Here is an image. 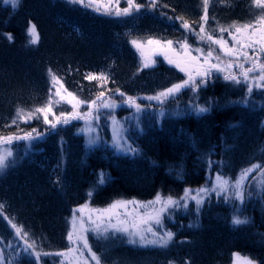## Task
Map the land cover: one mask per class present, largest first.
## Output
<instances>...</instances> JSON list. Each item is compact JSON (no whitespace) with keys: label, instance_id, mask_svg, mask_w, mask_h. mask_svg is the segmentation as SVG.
Listing matches in <instances>:
<instances>
[{"label":"trees","instance_id":"trees-1","mask_svg":"<svg viewBox=\"0 0 264 264\" xmlns=\"http://www.w3.org/2000/svg\"><path fill=\"white\" fill-rule=\"evenodd\" d=\"M102 1L94 5L100 11L68 0H20L16 8L0 2V136H23L32 129L41 134L32 141L2 146L12 148L14 163L0 172V203L5 216L23 225L28 242L34 240L37 251L67 250L73 210L81 206L103 209L117 200L148 202L158 193L179 199L185 189H191L192 195L196 189L209 187L218 174L233 185L242 170L264 166V89L254 87L248 94L246 84L226 81L225 72L212 69L207 84L195 92L182 89L163 103L147 99L187 76L159 57L155 64L143 67L131 40H172L177 46L175 42L187 37L193 49H204L200 56L192 52L203 62L208 43L200 42L174 19L180 15L190 23H202V0H159L155 10L141 9L119 17L104 14ZM137 2L147 4L148 0ZM126 6V0H120L119 7ZM262 11L252 0H215L210 2L205 28L222 36L229 47L239 48L227 31L220 33L218 28L227 29L234 22L237 26L253 23ZM31 24L39 34L36 43H30ZM193 27L199 32L198 23ZM232 32L243 42L241 34ZM214 45L213 57H220L221 67L232 62L230 71L239 74L235 65L243 63V58L227 56ZM244 50L252 54L250 49ZM211 62L218 61L213 58ZM50 68L64 88L82 100L95 99L101 90L105 97H120L116 89L138 99L139 111L124 107L116 111L125 144L138 152L125 154L111 145L105 108L96 124L97 142L91 146L82 133L83 119L69 117L67 124L52 128L39 114V119H18L16 125L6 127L17 107L26 116L29 110L47 104L52 87ZM101 72L109 76L102 88L98 86L102 82L85 79L88 73ZM197 105L210 111L197 115ZM78 110L87 112L88 107L82 105ZM61 112L72 110L64 103H54L53 113L59 116ZM48 118L55 123L52 113ZM101 172L110 180L96 186ZM262 176L260 169L248 178L243 203L235 198V188L230 185L228 191L207 193L199 209L190 202L187 207L168 210L160 226L174 237L166 248L131 244L120 233L98 240L91 231L86 234L89 244L102 264H231L235 256L264 264ZM57 177L60 183H55ZM89 190L93 191L91 197ZM237 213L248 217L249 223L233 225ZM13 235L14 229L0 216V237L6 243ZM15 243L23 245L24 240L16 238ZM5 255L11 258L14 252L5 249ZM60 262L61 257L42 256L39 264Z\"/></svg>","mask_w":264,"mask_h":264},{"label":"snow or ice","instance_id":"snow-or-ice-1","mask_svg":"<svg viewBox=\"0 0 264 264\" xmlns=\"http://www.w3.org/2000/svg\"><path fill=\"white\" fill-rule=\"evenodd\" d=\"M0 2L5 5H10L12 8H16L19 6L20 0H0ZM69 3L79 4L83 7H92L94 11H100L98 6L94 7L97 4L98 0H68ZM210 2H215V0H202V10L203 15L200 16V21L189 22L183 16L177 15L174 19L180 21V26L189 33H193L198 37L200 42H207L208 49L203 62H201L199 56L192 55V52L195 51L200 54H204V49L200 47H196L195 49L187 42V37L183 38L180 41H177L179 45V51L177 48L173 47L174 42L172 40H153L149 39L147 41L148 44L159 45V53L164 56L169 64L174 65L181 72H184L187 76V79L182 80L180 83L172 84L170 87H167L163 91L157 93L154 96H149L147 99L149 100H157L160 103H163L169 97H174L178 94L182 89L190 88L193 92H195L202 85H206L208 80L207 78L211 76V70L216 69L218 72H225L224 79L226 81H231L235 84L244 83L247 85V92L251 94L253 92V88L264 89V62H261L262 56H264V11H262L253 23H245L242 26H237L234 22L232 25L226 29L223 26L218 28L220 33L228 32L230 36H232L233 41L239 44V48L229 47L228 42L223 39L222 36L216 37L214 32L206 31L205 25L209 20V5ZM219 2H224V0H219ZM253 4L256 5L260 9H264V0H252ZM120 0H108L107 4L104 5L105 12L107 15H115V16H129L134 12L138 13L141 9L145 10H155L159 4V0H148L147 4L138 3L137 0H126V7H119ZM113 5L115 6L114 11L112 10ZM163 7H168L167 4H164ZM162 15H166L162 13ZM167 19L173 20V17L167 16ZM214 19V17H213ZM199 24V32L195 31L193 27L194 24ZM259 25V27H257ZM234 29L235 33L241 34L243 36V42L237 39L235 35H233L232 30ZM29 35L31 37L30 43H36L39 39V34L36 30V25L31 24L29 28ZM9 40H12V36L8 35ZM131 44L140 51L141 57H144V52L142 51V44L136 40H131ZM215 44L219 46V50L223 52L227 56L236 57L239 60L241 57L243 58V63H238L235 66L239 67V74L233 73L230 69L233 68V63L229 62L225 67H221V60L219 56L213 57L214 49H212L211 45ZM244 49H250L252 54L249 55L248 51ZM169 52H172L177 57L173 59L169 56ZM215 58L218 62L212 63V59ZM250 63V66L245 67L244 63ZM156 61L150 58H146L143 61V67H149L151 64H155ZM206 66V67H205ZM49 75L51 77L52 87L49 89V98L48 102L43 107H37L34 110H29L27 115L25 116V110L21 107H17L16 115L12 119L10 125H6V127H10L11 125H16L17 120H24L27 122L32 118L39 119V114H43V120L46 124H50L52 128H56L57 124L64 123L67 124L69 122V117L71 119H99V109H114L118 106V102L112 97H105V91L101 90L95 99L91 100H82L77 95L72 92L67 91L61 83V78L58 77L55 73H53L52 69H48ZM251 74V75H250ZM197 77L200 79L198 80ZM85 79L88 80H97L102 82L99 84V87H103V84L106 83L109 79V76L101 72L100 74H92L88 73L85 76ZM59 84V87L56 85ZM53 88H55V92L53 93ZM61 89L64 90L66 95L61 93ZM116 93L124 97L121 103H126L130 107H135L138 111L140 110V104L136 102V98L132 96H125V93L120 92L119 89H116ZM53 95L55 97H59V100L54 101ZM66 102L72 107V112L65 114L61 112L59 116H56L53 113V104ZM82 105H87L88 111L81 113L78 109ZM197 115H202L208 111H210L209 107L197 105L195 108ZM52 113L55 119V123L49 120V114ZM18 126V125H17ZM91 130V129H89ZM33 133H36L33 135ZM41 134L37 133L35 129H32L31 132L24 133L23 136L10 134L7 136H0V146L3 145H11L14 141L19 140H27L32 141L34 139L39 138ZM119 134L117 133L114 136L115 146L120 151H124L125 154L132 153L136 154L138 149L128 146L125 150L120 147ZM96 139H90L89 145L95 144ZM14 153L11 147H0V172L4 171L11 164L14 163ZM212 161L209 160V166H211ZM257 169H261L262 175H264V166L261 165H253L251 168L242 170L241 176L236 179L235 183L231 185L236 189L234 195L235 198L240 200L241 203L244 201V192H243V182L250 173L256 171ZM110 180V177L101 172L99 174V178L97 181V185H103ZM60 178L57 177L55 183H60ZM230 186V181L224 179L221 175L216 176V184L214 187L209 189L208 187H201L196 189V195L191 196V189H185L184 196L179 198V200L173 199L171 196L166 198H162V196L158 193L153 201H148L147 205H155L159 204V208H153L154 216H150L151 220H154L155 224L161 225L163 221V214L168 211L170 207L174 206H183L187 207L186 204L181 205V201L186 200L187 198H191L196 201L197 209H199L200 205L203 203V197L200 195L201 193L207 194L210 191H216L218 194L220 192L225 191ZM89 197L93 195V191L89 190ZM132 204L134 206H140L141 202L135 200H117L110 204L105 209H93L92 212L96 213L95 218L90 214L87 218V221L83 218V208L86 205L81 206L79 209L73 210V216L71 220V230L67 234V239L69 241V247L66 251H57L54 253L37 251L36 242L33 240L28 242V232L24 230L23 225H17L13 222L14 218H9L4 215L3 203H0V216H3L4 219L8 221V224L14 229L13 238L5 240L3 237H0V244H4V248H0V264H24V261L27 260L28 264H39L42 256H57L68 258L69 254H73L71 259H67V264H72L75 261V264H90L94 262V264H102L101 257L97 254L96 251H93L92 246L89 244L87 233L89 231L95 234V237L98 240H107L109 238L110 233L122 232L126 233L132 239H129V243L136 244L138 241L143 246L148 245H157L161 248L168 247L169 243L173 240L174 233L171 231H166L163 235L159 233V231H154L151 226H149L146 230H135L130 231L126 225V221L120 219L118 216L116 218V222L113 223V216L116 215L114 210L117 209H125L127 215H131V213H127V206ZM81 213L80 216H77V213ZM87 223V227L85 226ZM233 225H243L249 223L248 217H243L242 214L237 213L232 217ZM136 226L133 225V228ZM151 233L153 239H148L145 234ZM138 237V241L136 239ZM16 238L24 240L23 245H17L15 243ZM75 245V247H73ZM5 249H12L14 252L13 257L8 258L5 255ZM60 264H65V260H61ZM169 264H174L173 261H170ZM188 264V262H185ZM237 264H255L254 261L247 257H237Z\"/></svg>","mask_w":264,"mask_h":264},{"label":"rangeland","instance_id":"rangeland-1","mask_svg":"<svg viewBox=\"0 0 264 264\" xmlns=\"http://www.w3.org/2000/svg\"><path fill=\"white\" fill-rule=\"evenodd\" d=\"M108 2V0H103L102 3H101V8H103V10H105V7L104 5H106ZM259 27V25L257 26ZM148 40H144V41H140V43L142 44V51L144 52V57H142L141 59H143V61L146 59V58H150L152 60H156V58H162L163 60L167 61L164 56L162 54L159 53L158 49H159V45H155V44H148L147 43ZM204 43H207V42H204ZM215 46V45H214ZM173 47L177 48V50L179 51V45H174L173 44ZM217 47V46H216ZM136 48V47H135ZM137 49V48H136ZM219 49V48H218ZM139 53L140 51L137 50ZM214 52H216V50H214ZM169 56H171L173 59H176L177 57L175 56L174 53L172 52H169L168 53ZM198 55L200 56L201 54L198 53ZM202 62V61H201ZM152 65V64H151ZM222 65H225V64H222ZM227 65V64H226ZM206 67V66H205ZM56 87H59V84L56 85ZM61 93L63 95H66V93L64 92L63 89H61ZM113 99H115L117 102H118V106L115 107L114 109H107V114H105L104 116L107 117V125H108V129L109 131L111 132V145H114L115 146V141H114V136L118 133L119 134V141H120V147L123 148V149H127L128 148V144H125L126 142V139H125V136L121 130V127H120V121H121V116L116 114V111H118L121 107H124V108H127L129 111L131 110H136L135 107H130L128 104L126 103H121V101L124 99L123 97H112ZM56 101L59 100V97H56L55 99ZM149 100V99H148ZM139 101L138 99H136V102ZM154 101V100H152ZM60 103H64L66 105H68L71 110H72V107L71 105H69L68 103L66 102H60ZM102 108L99 109V119L98 120H95V119H87V122H86V119H83V126H82V133L84 134L85 136V140L87 142V144H89V140L90 139H96L98 133H97V130H96V124H99V121L101 119V116L103 114V112L101 111ZM53 116V114H52ZM55 120V119H54ZM91 129V130H89ZM97 141V139H96ZM2 147V146H1ZM116 147V146H115ZM117 148V147H116ZM124 152V151H123ZM257 170H260V169H257ZM255 172V171H254ZM254 172L250 173V175L248 176V178L251 176V174H253ZM263 179H264V176H262ZM248 178H246L243 182V190H244V186L248 180ZM212 184V185H211ZM216 184V177H213L212 180H211V183L209 185L208 188H212L214 187ZM231 185V183H230ZM230 187V186H229ZM228 187V188H229ZM228 188L225 190V191H228ZM223 191V192H225ZM236 191V189H235ZM213 192H216V191H213ZM196 195V191L194 193H192V195L190 194V197L191 196H195ZM203 199L206 197L207 194H204V193H201L200 194ZM187 198L186 200H183L181 201V205L183 204H186L187 206L189 205L190 202H194L196 203L195 200H192L191 198ZM164 198V197H162ZM176 200H179V199H176ZM160 205L159 204H155V205H147V202H141V205L140 206H134L132 204H129L127 206V213H131V215H127L126 214V210L125 209H117V210H114V212L116 213V215L113 216V223L116 222V218L117 216L122 219V220H125L126 221V225L130 231H135L137 229L139 230H146L149 226H151L153 228L154 231H159V233L161 235L164 234L162 228L160 225H157L155 224L154 220H151L149 217L150 216H154L155 213L153 212V208H159ZM179 208V207H183V206H174V207H170L168 210H171V209H174V208ZM107 208V207H106ZM95 209V208H90V207H84L83 208V218L85 221H87V218L88 216L91 214L93 216V218H95V215L96 213L92 212V210ZM105 209V208H103ZM167 212V211H166ZM166 212L163 214V218L164 216L166 215ZM81 215V213H79V216ZM133 225H135L136 227L133 228ZM86 227L88 226L87 223L85 225ZM117 233H120L122 235H124L128 240L129 239H132V237H129L126 233H122V232H117ZM145 234L147 235L148 239H153V236L151 235V233H147L145 232ZM137 241H138V237H136ZM139 243V241L137 242ZM140 244V243H139ZM73 247H75V245H73ZM73 254H69V257L67 259H71V256ZM237 257L239 256H235L232 260V263L231 264H237ZM242 258V257H240ZM66 258H63L61 257V260H65V262L67 261ZM67 264V263H66ZM72 264H75V261L72 262ZM90 264H92V262L90 261Z\"/></svg>","mask_w":264,"mask_h":264}]
</instances>
